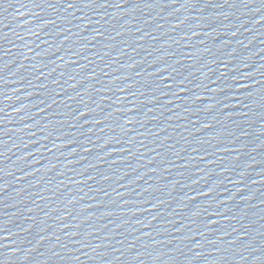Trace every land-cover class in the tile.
Returning a JSON list of instances; mask_svg holds the SVG:
<instances>
[{"label": "water", "instance_id": "1", "mask_svg": "<svg viewBox=\"0 0 264 264\" xmlns=\"http://www.w3.org/2000/svg\"><path fill=\"white\" fill-rule=\"evenodd\" d=\"M238 264H264V199L259 208Z\"/></svg>", "mask_w": 264, "mask_h": 264}, {"label": "snow or ice", "instance_id": "2", "mask_svg": "<svg viewBox=\"0 0 264 264\" xmlns=\"http://www.w3.org/2000/svg\"><path fill=\"white\" fill-rule=\"evenodd\" d=\"M63 2L66 5L65 10H67V9H73L77 7V5H82L83 8H93V7L95 8H104V7L120 8L122 4L126 2V0H112V3H109V0H63ZM172 2L175 3L176 0H172ZM185 2L188 3L189 0H185ZM262 3H264V0H262ZM82 18L83 17H81V19ZM201 235H203V233H201ZM232 243H235V241H233ZM245 247H247V245ZM76 259H79V257H77ZM241 259H246V257L241 256Z\"/></svg>", "mask_w": 264, "mask_h": 264}]
</instances>
